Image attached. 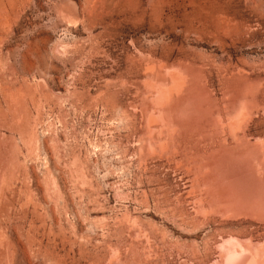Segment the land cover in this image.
Returning <instances> with one entry per match:
<instances>
[{
	"label": "rangeland",
	"instance_id": "1",
	"mask_svg": "<svg viewBox=\"0 0 264 264\" xmlns=\"http://www.w3.org/2000/svg\"><path fill=\"white\" fill-rule=\"evenodd\" d=\"M231 252L264 264V0H0V264Z\"/></svg>",
	"mask_w": 264,
	"mask_h": 264
},
{
	"label": "bare ground",
	"instance_id": "2",
	"mask_svg": "<svg viewBox=\"0 0 264 264\" xmlns=\"http://www.w3.org/2000/svg\"><path fill=\"white\" fill-rule=\"evenodd\" d=\"M239 120V117L235 120L237 121ZM234 121V123H235ZM236 133V132H235ZM234 133V134H235ZM238 134V133H236ZM244 138V137H242ZM236 158L238 159V157H233L232 155H230L227 151L224 152V154H221L220 156V160H221V164L224 163H232L234 160H236ZM236 163V162H235ZM234 163H232L233 165ZM218 166H220V164L218 163ZM225 166V165H224ZM223 166L222 170L225 169V167ZM229 166V165H228ZM227 167V166H226ZM232 167V166H231ZM235 167V166H234ZM226 171H229L227 169H225ZM222 177V176H221ZM255 177V176H254ZM223 264H259L258 261L248 252H231L227 255V259L226 262Z\"/></svg>",
	"mask_w": 264,
	"mask_h": 264
}]
</instances>
